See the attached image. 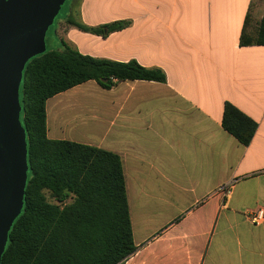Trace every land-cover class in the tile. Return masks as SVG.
<instances>
[{
  "label": "crops",
  "instance_id": "crops-1",
  "mask_svg": "<svg viewBox=\"0 0 264 264\" xmlns=\"http://www.w3.org/2000/svg\"><path fill=\"white\" fill-rule=\"evenodd\" d=\"M263 15V0H72L56 25L53 48L167 76L110 90L89 81L46 106L50 139L121 157L138 248L124 264H264V224L247 218L264 208V46L240 45ZM69 16L132 24L104 38ZM227 102L257 123L249 146L224 130Z\"/></svg>",
  "mask_w": 264,
  "mask_h": 264
},
{
  "label": "trees",
  "instance_id": "trees-1",
  "mask_svg": "<svg viewBox=\"0 0 264 264\" xmlns=\"http://www.w3.org/2000/svg\"><path fill=\"white\" fill-rule=\"evenodd\" d=\"M67 23L105 38L129 28L132 21L91 27L69 16ZM240 45L264 46V15L253 33L245 24ZM89 81L110 90L120 81L165 83L167 76L135 60L122 63L83 55L66 43L27 62L20 85V119L29 171L23 210L9 232L1 264H124L138 250L121 157L48 137V100ZM222 126L243 146L250 145L258 129L228 102Z\"/></svg>",
  "mask_w": 264,
  "mask_h": 264
},
{
  "label": "water",
  "instance_id": "water-1",
  "mask_svg": "<svg viewBox=\"0 0 264 264\" xmlns=\"http://www.w3.org/2000/svg\"><path fill=\"white\" fill-rule=\"evenodd\" d=\"M67 0H0V264L24 206L29 171L20 85L27 62L47 50L46 34Z\"/></svg>",
  "mask_w": 264,
  "mask_h": 264
},
{
  "label": "rangeland",
  "instance_id": "rangeland-1",
  "mask_svg": "<svg viewBox=\"0 0 264 264\" xmlns=\"http://www.w3.org/2000/svg\"><path fill=\"white\" fill-rule=\"evenodd\" d=\"M72 0H67V2L65 3V5L62 7V9H61V11H60V13H59V15H58V17H57V19L55 20V22H54V24L49 28V30H48V32H47V34H46V46H47V49L48 50H56V49H59L58 47H56V48H53V40H54V33H55V28H56V25L58 24V22L60 21V20H62V18H64V17H67L68 16V7H69V4H70V2H71ZM264 1V0H263ZM256 3H258V0H256ZM260 16H261V14H259V11L257 10L256 11V13H253L252 14V22H253V25H255L254 23H255V21H259V19H260ZM253 27H255V26H252V29H253ZM47 196H48V200L50 201V202H52V203H56L51 197H50V195L49 194H47ZM136 210H139L140 211V208H138V209H136ZM138 214H139V212L138 211H136V215H137V219L140 217V216H138ZM135 214H134V218H135V216H136ZM142 216V215H141Z\"/></svg>",
  "mask_w": 264,
  "mask_h": 264
},
{
  "label": "built area",
  "instance_id": "built-area-1",
  "mask_svg": "<svg viewBox=\"0 0 264 264\" xmlns=\"http://www.w3.org/2000/svg\"><path fill=\"white\" fill-rule=\"evenodd\" d=\"M247 218L253 225H263L264 224V208H258L257 210L251 212Z\"/></svg>",
  "mask_w": 264,
  "mask_h": 264
}]
</instances>
